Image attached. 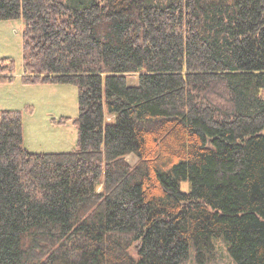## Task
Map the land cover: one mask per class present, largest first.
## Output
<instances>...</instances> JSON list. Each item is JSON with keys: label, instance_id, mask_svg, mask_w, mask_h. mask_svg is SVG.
I'll return each mask as SVG.
<instances>
[{"label": "trees", "instance_id": "1", "mask_svg": "<svg viewBox=\"0 0 264 264\" xmlns=\"http://www.w3.org/2000/svg\"><path fill=\"white\" fill-rule=\"evenodd\" d=\"M14 18L22 81L76 87L77 141L29 151L0 112V264L202 263L216 239L264 264V0H0Z\"/></svg>", "mask_w": 264, "mask_h": 264}, {"label": "rangeland", "instance_id": "2", "mask_svg": "<svg viewBox=\"0 0 264 264\" xmlns=\"http://www.w3.org/2000/svg\"><path fill=\"white\" fill-rule=\"evenodd\" d=\"M22 28L21 18L0 20V57H11L15 63L14 78L0 82V112L20 111L22 142L29 151H70L77 141V128L73 123L78 114L77 89L70 83L27 84L22 81ZM127 80L135 83L137 74H129ZM62 117L67 119L60 121ZM126 160L132 164L136 156L127 155ZM181 188L187 191L189 182H182ZM214 244L212 254L202 263L196 261L191 247L188 258L181 264H236L222 240L216 239Z\"/></svg>", "mask_w": 264, "mask_h": 264}]
</instances>
